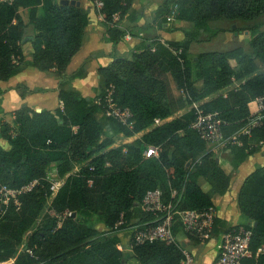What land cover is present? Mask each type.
<instances>
[{
    "label": "trees",
    "instance_id": "16d2710c",
    "mask_svg": "<svg viewBox=\"0 0 264 264\" xmlns=\"http://www.w3.org/2000/svg\"><path fill=\"white\" fill-rule=\"evenodd\" d=\"M62 1L0 2V81H9L23 70L22 43L32 26L38 34L32 42L33 59L25 66L41 72L55 69L62 78L59 99L64 105L41 113L24 108L16 112L14 128L0 127L1 138L10 146L5 150L0 145V185L18 189L36 179L43 181L53 165L62 177L68 176L49 208L53 214L44 213L51 196L45 181L22 197L20 209L10 205L0 218V264H129L131 257L139 264H182V249L176 244L147 243L135 247L131 255L118 249L122 241L117 233L107 236L104 231L113 229L122 217L127 222L137 216L150 218L139 206L157 188L167 199L174 189L183 192L181 210L207 209L214 205V196L228 193L231 175L193 130L194 108L148 130L156 120L166 121L198 104L205 113H219L229 123L223 129L226 137L239 132L251 115L250 104L264 96V72L254 75L258 64L264 67V0H165L154 17L157 27L170 24L167 18L173 12L176 21L191 25L184 42H168L182 49L180 57L159 41L144 45L131 59L114 50L112 64L99 70L100 93L115 86L116 102L133 113L132 130L107 117L97 98L88 100L66 81L90 16L83 6L85 0H68L75 5ZM103 1L107 34L115 48L127 30L112 27L114 16L134 22L141 14L133 9L135 0ZM39 7L44 8L43 18L38 17ZM21 9L29 11L27 24ZM220 21L249 23L250 50L203 52L192 58L191 45L201 41L213 22ZM166 76L184 92L181 99L174 98ZM235 82L241 83L229 89ZM16 90L22 98L31 93L23 85ZM122 134L133 140L116 146L115 137ZM139 134L142 137L135 139ZM239 141L242 145L226 150L234 172L261 150L264 124L252 138L242 136ZM147 145L162 147L160 157L144 159ZM78 165H83L80 172L71 174ZM202 180L211 184L209 192L201 187ZM238 206L249 222L245 226L253 232L250 248L256 253L264 247V169L245 179ZM68 211L77 216H65ZM218 226L217 219L215 234ZM182 234L176 225L174 235ZM243 263L264 264V254Z\"/></svg>",
    "mask_w": 264,
    "mask_h": 264
},
{
    "label": "crops",
    "instance_id": "0c3cea01",
    "mask_svg": "<svg viewBox=\"0 0 264 264\" xmlns=\"http://www.w3.org/2000/svg\"><path fill=\"white\" fill-rule=\"evenodd\" d=\"M164 1L165 0H135L133 9L141 14L137 21L132 22L130 18H124L120 21L118 17H116V22L112 27L116 26L127 30V32L133 33L136 37L133 41L124 39L114 48L107 34L105 16L99 18V14L93 2L91 0H85L83 6L89 10L90 24L85 29L80 51L67 68L64 76L66 81L76 90L80 91L88 100H95L101 92L99 70L101 68H107L112 64L114 50L117 51L120 56L131 59L134 53H137L144 45H150L154 39L165 42H184L186 40L185 33L191 28L190 24L174 21L170 24H166L164 29H160L154 24L155 14ZM20 16L25 24L29 22L28 10L21 9ZM44 16V8L39 7L38 17L43 18ZM27 32L28 34L22 43L24 59L21 64L23 65V70L9 81H0V127L4 124H9L14 128L15 114L17 111L24 108H29L37 113H41L44 110L54 112L57 109L64 108L63 103L59 99V84L62 78L57 71L54 69L49 72H41L37 69L25 66L26 63L31 62L33 59L34 51L32 42L34 36L38 34L32 26H29ZM139 33H143L144 36L139 38L137 36ZM199 44L200 46L202 45L200 42L191 45V55L198 51ZM16 62L18 61L16 60ZM77 73H79V76H74ZM19 85L25 86L31 93L25 98H22L16 90V87ZM172 119L173 117L165 122H169ZM142 135L138 136V138L142 137ZM132 140L127 139L126 143ZM0 141V145L5 150L10 149V146L9 149H7L8 145H3L6 141L1 138V136ZM218 156V164H221L231 175V185L226 195H216L213 198V204L217 208V219L219 221L216 234L214 233V239L206 243H197L195 240L183 234L178 237V239L182 241L183 247L194 255L196 264H212L218 255L217 243L221 235L235 227L245 226L249 223L241 214L238 206V196L245 179L256 170L264 169V145L261 151L248 158L237 172H234L233 168L229 166L230 156H228V153L226 155L227 158L224 159L226 160L225 164H223L222 157L219 154ZM202 188L204 192H209L212 186L209 188ZM124 233H128V235ZM119 237L125 252L127 251V253L132 255L133 252L129 247L130 232L125 231L121 233ZM14 262L15 260L10 261V263Z\"/></svg>",
    "mask_w": 264,
    "mask_h": 264
},
{
    "label": "built area",
    "instance_id": "2783aa9c",
    "mask_svg": "<svg viewBox=\"0 0 264 264\" xmlns=\"http://www.w3.org/2000/svg\"><path fill=\"white\" fill-rule=\"evenodd\" d=\"M12 0H0V2H7ZM95 9L99 14V18H103L104 1L92 0ZM119 14L114 16L115 18ZM117 20V21H118ZM169 23L176 21L175 12H173L168 18ZM142 38L143 33L137 35ZM136 36L131 32H127L124 39L127 41H133ZM159 41L167 48H169L175 56L180 57L182 49H176L172 47L168 42L154 39L152 42ZM151 42V43H152ZM152 51H155V47H152ZM16 62V60H15ZM231 88V87H230ZM229 88V89H230ZM184 94V92H181ZM116 88L114 85H110L104 93H100L97 96L96 103L103 109L104 114L117 121L123 127L130 130L134 129V116L129 108L119 106L115 98ZM251 104H255V109H251V115L244 122L243 126L236 134L232 136L224 135V127L229 126V123L225 121L219 113H205L201 110L198 104L192 106L196 110V118L192 125L198 135L207 144L210 153L218 159V154L222 151L229 149L233 145H242L239 138L246 136L252 138L253 132L262 127L264 124V96L257 98ZM250 104V108H251ZM165 123L162 120H156L155 127L161 126ZM142 134L135 137L138 138ZM140 138V137H139ZM162 153V147L147 145L144 152V159L159 158ZM83 165H78L71 174L79 173ZM94 170V169H92ZM67 177L60 175L59 169L53 165L46 173L43 181L49 185L51 196L48 200V211L53 214V211H49L52 205L53 199L57 196L59 191L65 185ZM42 179H36L21 188L12 189L8 186L0 185V218L7 212L10 205L13 204L15 208L20 209L22 205V197L32 194L36 189L43 186ZM92 184V182H90ZM183 193V192H182ZM180 191L174 189L171 192L170 199H167L164 191L161 188L149 191L144 199L140 203V209L143 214L150 215V218L135 217L131 222H127L124 217L120 222L115 225L113 229L105 230V235H120V232H130V250L133 252L135 247L145 245L147 243L164 242L166 244H176L182 249L183 260L182 264H196L194 255L183 247V243L174 235V228L179 225L184 233V236L197 240L199 243H206L214 239L215 223L218 218L217 208L213 205L203 210H181V196ZM65 216H73L72 212H66ZM127 225L125 230L122 227ZM253 232L246 226H238L227 233L221 235L217 243L218 255L212 264H244L246 259L252 257H259L264 254V247L260 248L256 253L250 248ZM118 249L125 251L122 243L118 245ZM27 253L33 256L32 250H27Z\"/></svg>",
    "mask_w": 264,
    "mask_h": 264
},
{
    "label": "rangeland",
    "instance_id": "374dc122",
    "mask_svg": "<svg viewBox=\"0 0 264 264\" xmlns=\"http://www.w3.org/2000/svg\"><path fill=\"white\" fill-rule=\"evenodd\" d=\"M248 26H249V23L240 22V21H236V22H229V21L213 22L210 26L211 30L209 32L205 33L204 36L201 38L200 43L202 45L200 46V44H199V49L197 52L192 54V58L196 57L197 55H199L200 53H203V52H227V51H232V50L237 49V48H244L245 50L249 51L250 50L251 37H250L249 32L247 31ZM262 72H264V67L262 65L258 64V68H257L256 72L254 73V75L262 73ZM166 77H168V80L170 81L171 89H172V93H173L174 98L176 100L181 99L183 94L176 89L175 84L172 81V79L170 78V76H166ZM240 83L241 82H235L234 86H232L231 88L237 87ZM190 109H192V107H186L184 110L178 111L173 116V119H175L176 117H178L180 115H183L184 113H186ZM251 109L252 110L255 109V104H251ZM115 140H116V146H120V145L127 142V139L124 137L123 134L115 137ZM3 142H5V141H3ZM5 143H3V145H8V143H6V144ZM4 147H7V146H4ZM7 149H9V145H8ZM228 152L229 151L225 150V151H222L219 153V155L223 159V164H225L226 160H224V159L227 158L226 155ZM228 156H229V153H228ZM201 186L204 188H206V187L209 188V187H211V184L207 180H202ZM47 211H48V207L46 206L44 213H46ZM101 230H103V228ZM123 232H125V231H123ZM123 232H120V234ZM124 234L128 235V233H124ZM136 262H137V260H135L134 258H132V257L129 258L128 263H136Z\"/></svg>",
    "mask_w": 264,
    "mask_h": 264
},
{
    "label": "water",
    "instance_id": "95a60500",
    "mask_svg": "<svg viewBox=\"0 0 264 264\" xmlns=\"http://www.w3.org/2000/svg\"><path fill=\"white\" fill-rule=\"evenodd\" d=\"M62 3H63V4H69V3H72L73 5L76 4V2H70V1H68V0H64V1H62ZM77 5L80 6L81 3H77ZM218 162H219V161H218ZM76 216H77L76 214H73V217H74V218H75ZM256 226H257V224H256Z\"/></svg>",
    "mask_w": 264,
    "mask_h": 264
}]
</instances>
